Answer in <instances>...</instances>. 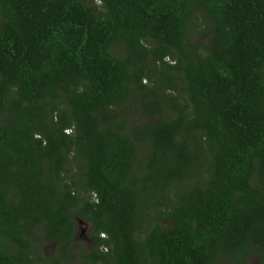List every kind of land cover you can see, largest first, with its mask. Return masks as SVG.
Masks as SVG:
<instances>
[{"label":"trees","instance_id":"1","mask_svg":"<svg viewBox=\"0 0 264 264\" xmlns=\"http://www.w3.org/2000/svg\"><path fill=\"white\" fill-rule=\"evenodd\" d=\"M252 256L264 264V0H0V264Z\"/></svg>","mask_w":264,"mask_h":264},{"label":"rangeland","instance_id":"2","mask_svg":"<svg viewBox=\"0 0 264 264\" xmlns=\"http://www.w3.org/2000/svg\"><path fill=\"white\" fill-rule=\"evenodd\" d=\"M208 37H205V41L207 42ZM147 84H151L150 81L145 80L144 81ZM149 97H147L144 94H135L129 101H127L123 107H122V112L125 118H127L128 122L130 125H133V123L136 121L137 116L143 110V102L148 101ZM139 119V118H138ZM73 166V164L71 165ZM76 221L78 223V231L76 236L74 237V240L77 242L76 250H83L84 245L87 247L91 246L90 243V229H91V224L87 222L83 217L76 215ZM57 250V244L56 243H45L43 246V254L50 258L53 255H55ZM81 260L80 259H75L73 260V264H80ZM220 264H231L226 260H222ZM247 264H259V261L256 256H252L251 259Z\"/></svg>","mask_w":264,"mask_h":264}]
</instances>
